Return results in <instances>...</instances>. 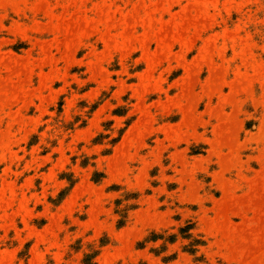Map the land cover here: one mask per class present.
Instances as JSON below:
<instances>
[{
    "label": "rangeland",
    "instance_id": "1",
    "mask_svg": "<svg viewBox=\"0 0 264 264\" xmlns=\"http://www.w3.org/2000/svg\"><path fill=\"white\" fill-rule=\"evenodd\" d=\"M0 264H264V0H0Z\"/></svg>",
    "mask_w": 264,
    "mask_h": 264
}]
</instances>
